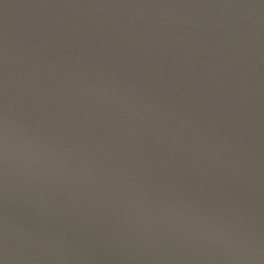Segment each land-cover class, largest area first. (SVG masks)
<instances>
[{"label":"water","instance_id":"1","mask_svg":"<svg viewBox=\"0 0 264 264\" xmlns=\"http://www.w3.org/2000/svg\"><path fill=\"white\" fill-rule=\"evenodd\" d=\"M0 264H264V0H0Z\"/></svg>","mask_w":264,"mask_h":264}]
</instances>
